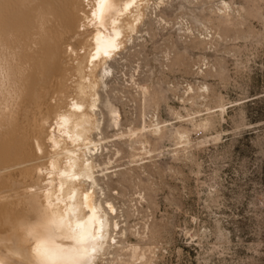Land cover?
Here are the masks:
<instances>
[{
  "label": "rangeland",
  "instance_id": "374dc122",
  "mask_svg": "<svg viewBox=\"0 0 264 264\" xmlns=\"http://www.w3.org/2000/svg\"><path fill=\"white\" fill-rule=\"evenodd\" d=\"M78 1L19 0L7 16L58 32ZM144 14L100 72L88 155L112 238L93 264H264V0H148ZM35 31L27 45L42 43ZM19 132L0 149V194Z\"/></svg>",
  "mask_w": 264,
  "mask_h": 264
},
{
  "label": "bare ground",
  "instance_id": "6f19581e",
  "mask_svg": "<svg viewBox=\"0 0 264 264\" xmlns=\"http://www.w3.org/2000/svg\"><path fill=\"white\" fill-rule=\"evenodd\" d=\"M16 1L0 0V149L22 133L19 169L12 188L0 194L6 228H0V264H93L112 238L110 212L96 197L97 165L88 155L101 129L100 72L111 69L109 60L144 19L148 0H89V10L79 0L67 21L76 34L67 22L54 32L42 15L7 16ZM30 26L39 46L27 45ZM39 179L42 192L20 190Z\"/></svg>",
  "mask_w": 264,
  "mask_h": 264
}]
</instances>
